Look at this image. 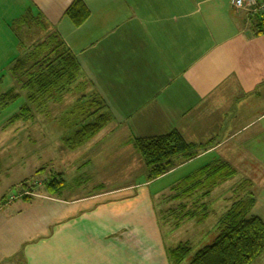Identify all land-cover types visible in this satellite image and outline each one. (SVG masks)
I'll list each match as a JSON object with an SVG mask.
<instances>
[{
  "label": "crops",
  "instance_id": "obj_1",
  "mask_svg": "<svg viewBox=\"0 0 264 264\" xmlns=\"http://www.w3.org/2000/svg\"><path fill=\"white\" fill-rule=\"evenodd\" d=\"M74 1L21 0L9 24L29 11L42 15L129 137L110 140L107 153L105 145L91 160L82 157L109 138L93 137L74 151L58 139L73 184L65 172L59 174L66 186L54 198L0 194V264H172L168 254L176 247L164 239L151 190L111 188L106 161L127 158L139 167L130 176H143L135 140L178 131L204 148L173 170L207 158L228 162L238 174L248 161L245 177H264V34L233 0H82L90 16L79 27L65 15ZM171 227L174 234L181 226Z\"/></svg>",
  "mask_w": 264,
  "mask_h": 264
},
{
  "label": "trees",
  "instance_id": "obj_2",
  "mask_svg": "<svg viewBox=\"0 0 264 264\" xmlns=\"http://www.w3.org/2000/svg\"><path fill=\"white\" fill-rule=\"evenodd\" d=\"M65 15L79 27L89 18L90 11L84 1L75 0ZM10 27L15 32L19 45L24 43L23 29L27 36L35 28L44 33L40 40L27 45L23 54L13 62L9 73L15 85L0 96V107L5 108L25 94L26 102L13 117L15 121L28 122L35 112L42 113L51 103L61 102L77 82L80 83L76 85L74 92H85L87 82L81 81L83 71L78 58L57 31L50 29L42 15L29 11L16 19ZM255 27L257 35L264 34V15L256 16ZM85 98L88 97L83 95L80 105L75 107L76 114L85 123L82 122L83 125L66 139L70 149L79 148L90 141L113 118L110 112H100L103 109L99 105V101L102 102L99 95H94L92 100ZM134 146L145 164L149 181L167 174L179 161L196 158L203 148L188 143L178 131L159 137L136 139ZM236 175L237 171L228 162L216 160L186 176L172 189L174 195L171 201L178 202V206L161 213L162 222L169 221L173 228H179L187 219H198L201 222L207 213L201 214L203 210L194 208V204L205 201L218 185ZM248 185L250 181L245 180L236 187L235 192L245 191ZM65 186L66 182L61 174L45 182V188L53 193L61 192ZM196 195L198 199L189 208L186 202L193 200ZM256 203L257 199L252 192L238 199L218 221V236L213 243L199 250L188 264H254L264 254V221L251 215ZM191 253V244L181 243L171 249L168 255L172 264H184Z\"/></svg>",
  "mask_w": 264,
  "mask_h": 264
},
{
  "label": "rangeland",
  "instance_id": "obj_3",
  "mask_svg": "<svg viewBox=\"0 0 264 264\" xmlns=\"http://www.w3.org/2000/svg\"><path fill=\"white\" fill-rule=\"evenodd\" d=\"M21 5V0H0V96L15 85L14 80L9 73L13 62L17 57L23 54L27 45H30L35 40L37 42L44 36V33H41L40 29L35 28V30H31L32 33H29V36H27L26 30L23 29L22 39L24 43L19 45V40L10 27L12 24H9V21L19 15V11L17 10ZM249 15L255 17L258 16ZM81 81L85 82L84 75ZM78 83L80 82H77L76 85H78ZM75 88L65 94L64 99L61 102L51 103L42 113L35 112L34 117L28 122L22 120L15 121L13 119L26 102L25 94L22 95V92L18 91L22 96H20L21 98L17 101L5 108L0 107V158L2 159L0 163L1 195L5 194L8 197L11 196V199L12 197H15V201L17 199L31 200L42 195V193L43 195L49 196L52 195L51 193L53 192H50L45 188V182L47 179L65 172L68 178L70 172L66 170V168L69 166V163L67 160L59 158V147H57L55 143L58 139L62 141V139L66 140L68 137H71L74 132L83 125L82 122L85 123L83 118L76 114L75 110V107L80 105L79 102L80 99L83 98V95L88 97L85 98V100H92V97L98 94V92L94 91L88 83L84 93L74 92ZM101 100L102 102L98 100L100 107L103 109L100 112L111 113V111L108 110L109 107L105 101L102 98ZM56 107H59L58 112H55ZM11 119H13V121H11ZM113 123L114 121L112 118L109 124H107L108 129L103 130L107 127L105 126L102 129L103 131H100L101 133L99 132L94 136V139L103 140L104 137L109 139L106 140L104 144L101 143L96 150L92 146L94 151L91 154H85L82 157L83 160H91L101 155L105 145H108V147L105 148L106 150H104V153H107L110 148V143L116 140L123 141L125 140L124 138L129 137L125 133L126 130L121 131L119 125ZM5 124H8L9 128L11 127L12 129L9 131H3L2 128ZM27 125H29L30 129H28ZM109 129H114L113 133L108 132ZM50 140L53 141L51 144ZM110 140H112V142H109ZM92 148L91 150H93ZM64 149L68 150L67 144L64 146ZM76 149H72V151ZM95 154L96 156H94ZM108 160L106 162L111 166V169L109 170V174H111L110 187L122 188L128 186L130 189L135 186L138 187L139 185L148 186L153 197L156 199L157 203H155V206L157 208V214L158 217L161 218L159 215L160 213H163L171 207L178 206V202L171 201V197L174 195L172 192L173 187L186 176L193 174L196 170L209 164L211 159L202 158L187 163L179 169L171 170L172 172L169 171L170 173L168 172L162 178L158 180L156 179L154 182H152L153 180H148L145 164L143 169L144 175L141 176L140 172H136L138 175L134 177L129 174L130 172L133 173L139 169L138 166H135L134 162H129L127 158H120L117 162V157L114 155ZM71 161L72 160H70V162ZM180 163L181 161L177 164ZM244 164H246V167H242V170L239 169L240 171H238L236 177L218 185L205 201H197L198 203L194 204V208H200L203 210L201 211V214L207 213L206 217L201 220V223L197 219L188 220L181 225L179 230L176 229L177 231L173 234L169 230L172 224L169 221H164L165 225H162V220L159 219L161 228L164 232V239L172 247H177L182 242L191 244L192 253L187 257L184 264L190 263L193 256L199 250L213 243L218 236V221L238 199L244 198L249 192H252L257 199L256 206L251 215L257 216L264 221V177L258 175V178L256 179L245 177L246 173H248V168L252 163L247 161V163ZM120 165L127 167V173L122 169L119 170V168H117ZM248 179L254 181V183L250 182V185H248L245 191L236 193V187ZM68 180L73 184L72 181L74 180L70 178H68ZM91 180L96 183L100 181L98 178ZM107 180L109 179L107 178ZM75 181H78V179H75ZM130 183L134 184L128 185ZM63 196H65V199H71L73 197L68 193H63ZM52 197L54 198L53 195ZM196 197L197 195L193 200L186 202L189 208H191L192 204L198 199ZM155 199L153 200L155 201ZM203 203H205V205H203ZM254 264H264V254Z\"/></svg>",
  "mask_w": 264,
  "mask_h": 264
},
{
  "label": "built area",
  "instance_id": "obj_4",
  "mask_svg": "<svg viewBox=\"0 0 264 264\" xmlns=\"http://www.w3.org/2000/svg\"><path fill=\"white\" fill-rule=\"evenodd\" d=\"M237 9H245L251 15H264V0H233ZM12 197L11 200H14Z\"/></svg>",
  "mask_w": 264,
  "mask_h": 264
}]
</instances>
